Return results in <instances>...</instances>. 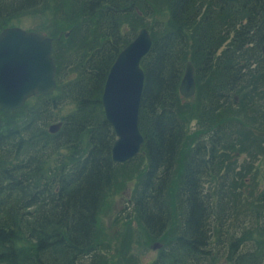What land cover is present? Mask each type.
I'll return each instance as SVG.
<instances>
[{
    "label": "trees",
    "instance_id": "16d2710c",
    "mask_svg": "<svg viewBox=\"0 0 264 264\" xmlns=\"http://www.w3.org/2000/svg\"><path fill=\"white\" fill-rule=\"evenodd\" d=\"M155 1L0 0V31L37 14L71 28L64 47L40 30L53 38L54 92L0 110V264H101L103 197L117 167L139 156L145 165L131 198L134 212L162 242L149 264H264V191L248 197L239 190L245 178L235 173L248 144L263 149L264 137L247 122L264 125V0H166L165 19L139 26L152 37L141 60L144 143L138 155L116 163L104 83L140 29L123 18L152 16ZM188 60L199 128L176 191L178 230L168 239L166 195L185 141L179 83ZM238 108L242 115H232ZM58 121V131L49 132Z\"/></svg>",
    "mask_w": 264,
    "mask_h": 264
},
{
    "label": "water",
    "instance_id": "95a60500",
    "mask_svg": "<svg viewBox=\"0 0 264 264\" xmlns=\"http://www.w3.org/2000/svg\"><path fill=\"white\" fill-rule=\"evenodd\" d=\"M152 45L151 35L142 27L136 36L117 54L103 88L102 105L105 118L116 135L111 148L112 160L125 163L138 155L144 143L139 129V109L144 86L142 58ZM53 39L37 31L9 26L0 31V110L11 112L24 105L27 99L51 95L56 86V63L52 55ZM194 65L188 60L179 83L184 99L195 95ZM62 122L49 125L51 133ZM264 137V129H253ZM161 247L159 242L152 249Z\"/></svg>",
    "mask_w": 264,
    "mask_h": 264
},
{
    "label": "rangeland",
    "instance_id": "374dc122",
    "mask_svg": "<svg viewBox=\"0 0 264 264\" xmlns=\"http://www.w3.org/2000/svg\"><path fill=\"white\" fill-rule=\"evenodd\" d=\"M155 6L156 11L150 17H140L139 15L134 18L133 16H125L123 18L124 25L132 24L139 29L141 24H152L156 20L165 19L167 14L166 0H156ZM12 24L27 30H49L61 47L65 46L64 43L71 29L64 24H53L47 16L38 14L20 17L14 20ZM196 95L197 92L189 99L182 98L180 103V111L183 113L186 132L184 145L180 149L174 175L166 195L172 215V221L168 229V239L178 230L180 210L176 191L181 182L182 163L193 140L192 137L195 136L194 132L199 128L195 118L198 111V98ZM69 109L70 106H66L62 114ZM240 110V108L233 109L232 115H242ZM247 123L252 129H264V125L261 126L252 120H248ZM261 144L263 149L248 144V148L236 160V176L238 179H240V176L245 178L244 182L242 179L239 181V190L242 189L241 192L247 190L248 195H246L248 197L256 195L259 191H264V140L261 141ZM138 160L135 163L122 164L117 167L113 183L103 197L97 227L98 242L102 248L101 264H149L154 260L160 249H152L151 245L155 242L162 244L161 240L151 238L146 229L138 222L134 212L131 198L145 165L141 156ZM139 162L140 164H138ZM222 264L227 263L222 262Z\"/></svg>",
    "mask_w": 264,
    "mask_h": 264
}]
</instances>
